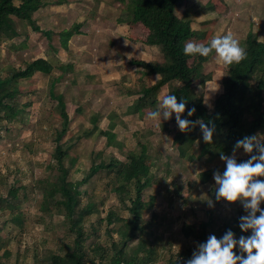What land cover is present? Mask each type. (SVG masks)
Returning <instances> with one entry per match:
<instances>
[{
    "label": "rangeland",
    "instance_id": "1",
    "mask_svg": "<svg viewBox=\"0 0 264 264\" xmlns=\"http://www.w3.org/2000/svg\"><path fill=\"white\" fill-rule=\"evenodd\" d=\"M208 1L180 0L176 12L194 29L206 31L208 39L232 31L244 45L253 31L264 40V0H224L227 6L221 11L213 10ZM34 15L44 30H51V40L24 21L19 25V36L0 38L3 68L22 66L39 57L54 65L51 73L36 72L20 82L23 93L17 96V102L21 111L8 128L0 127V199L4 198L0 209V264H50L51 252L63 253L73 242L63 214L46 210L42 204L47 181L57 174L54 155L58 144L68 149L64 162L74 183L86 177L93 162L113 158L126 161L130 151H139L142 143L148 145L153 182L145 190L144 199L155 196V203L145 211L144 218L152 220L161 238L153 264H167L169 253L196 244L181 232L184 222L207 220L211 215L231 218L240 210L245 213L240 200H215L214 173L208 182L201 181L204 170L223 171L226 162L220 155L193 160L180 156L173 145L180 128L175 113L164 120L128 113V106L138 96L130 91L136 92L143 82L153 83L159 78L157 74L144 75L130 59L164 61L165 57L159 46L133 37H144V32L131 31L128 24L118 21L125 15L124 4L117 0L54 1ZM74 23L80 24L79 30L64 48L60 33ZM218 63L226 64L215 54L205 63V71L215 69ZM223 77L224 72L217 69L212 80L197 89L210 109L223 90ZM165 94L168 85L161 89L160 101ZM60 95L71 122L65 136L58 140L62 126ZM95 116L97 120L93 121ZM106 129L115 133L114 143L101 132ZM199 148L200 142H196L192 152L198 153ZM235 154L246 156L245 151ZM114 183L115 172L103 170L79 184L83 204L93 200L99 208L88 223L106 216L111 208L129 215L113 190ZM13 188H17L15 196L10 193ZM209 199L215 201L214 206ZM117 238L105 222L99 235H91L86 245L96 240L110 244Z\"/></svg>",
    "mask_w": 264,
    "mask_h": 264
},
{
    "label": "trees",
    "instance_id": "2",
    "mask_svg": "<svg viewBox=\"0 0 264 264\" xmlns=\"http://www.w3.org/2000/svg\"><path fill=\"white\" fill-rule=\"evenodd\" d=\"M64 4L69 0H0V38L13 39L20 35V23L30 24L35 31L45 34L51 40V30H44L37 22L34 13L50 3ZM180 0H117L124 4L125 15L118 21L128 24L131 31L140 30L144 37L134 35L136 40L150 46H159L165 57L164 61L131 58L130 63L143 69L144 75H159L153 83L143 82L141 88L130 93L138 94L128 106V113H137L139 116L149 115L159 105V93L163 86L168 85V93L175 92L178 99L185 97L186 109L182 116L197 121L189 130L180 128L175 132L173 145L180 156L193 160L202 157L221 156V152L231 154L236 141L245 135L264 133V40L251 31L245 38L244 46L247 56L240 62L232 64H216L215 69L206 72L205 63L216 54L213 49L208 56L199 53L187 54L184 52L186 41L208 43L211 39L206 31L194 29L190 21L178 16L176 9ZM208 5L213 10L221 11L227 4L224 0H209ZM80 24L74 23L70 28L60 33L64 48ZM132 33V32H131ZM204 34L205 37L202 38ZM203 39V40H202ZM53 63L43 57L28 60L22 66L10 65L6 68L0 64V127L8 125L19 115L20 108L17 96L23 93L20 82L32 77L36 72L49 74L53 71ZM224 72L222 79L223 90L216 96L212 109L208 108L202 95L197 93L199 86L212 80L216 70ZM6 71V74L2 73ZM195 107L196 111L188 116V109ZM58 107L62 120L58 132V140L62 139L69 129L71 122L63 96H58ZM203 118L211 126L215 123L213 141H205L198 121ZM97 120V116L93 121ZM113 127V125H112ZM109 143H114L115 133L110 129L102 130ZM196 142H200L198 153L192 152ZM237 151H244L243 147ZM255 151V150H254ZM68 149L58 144L55 151V168L57 174L47 181L44 188L43 207L46 210H55L63 214L67 224V231L73 235V242L66 245L63 253L51 252L50 264H153L159 253L161 238L156 235L152 220H145V211L152 208L155 196L144 199L145 190L152 185L153 176L149 162L148 145L142 143L139 151H130L126 161L113 158L107 162L101 160L93 162L87 175L80 182L69 179L70 169L65 165ZM237 156L239 160L249 158ZM75 160L72 158V161ZM115 172L113 190L117 193L122 207L129 213L122 215L118 210L111 208L107 215L90 221L91 215L99 211L97 204L89 200L83 204L79 184L86 182L100 171ZM216 168H209L200 173L201 181L210 180ZM264 179V176L261 177ZM17 188L10 190L15 196ZM3 199H0V209ZM264 206V202H262ZM237 216L217 218L211 215L207 220L199 219L193 222H184L181 232L186 238L196 241L194 246L177 253H169L167 264H185L191 258L198 242L204 241L209 234L218 236L232 228L239 236L243 230L239 227ZM106 222L112 234L116 232L117 239L110 244L94 241L90 246L86 241L91 235L98 236L100 228ZM88 225V226H87ZM250 231V230H249ZM9 255V252H6Z\"/></svg>",
    "mask_w": 264,
    "mask_h": 264
},
{
    "label": "clouds",
    "instance_id": "3",
    "mask_svg": "<svg viewBox=\"0 0 264 264\" xmlns=\"http://www.w3.org/2000/svg\"><path fill=\"white\" fill-rule=\"evenodd\" d=\"M213 49L218 59L226 64L238 63L248 54L246 47L232 31L216 35L208 43L189 40L184 45L187 54L208 56ZM185 109V97L178 99L175 92H169L149 116L164 120L170 119L175 113L180 129L187 131L197 121L182 116ZM195 111L194 106L189 108L188 116ZM198 123L203 139L213 141L215 123L210 126L203 118ZM241 147L251 153L249 158H237L235 153ZM221 159L226 162V166L223 171L214 172L215 200L242 202L245 213L239 217V227L243 232L237 236L234 229L228 228L221 236L209 234L206 240L198 242L193 255L185 264H264V179L261 178L264 176V136H243L236 141L233 154L221 152ZM214 203V200L209 199V204L214 206ZM176 264H179L178 260Z\"/></svg>",
    "mask_w": 264,
    "mask_h": 264
},
{
    "label": "crops",
    "instance_id": "4",
    "mask_svg": "<svg viewBox=\"0 0 264 264\" xmlns=\"http://www.w3.org/2000/svg\"><path fill=\"white\" fill-rule=\"evenodd\" d=\"M124 24V23H123ZM125 27H127V26H125Z\"/></svg>",
    "mask_w": 264,
    "mask_h": 264
}]
</instances>
